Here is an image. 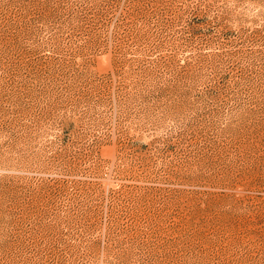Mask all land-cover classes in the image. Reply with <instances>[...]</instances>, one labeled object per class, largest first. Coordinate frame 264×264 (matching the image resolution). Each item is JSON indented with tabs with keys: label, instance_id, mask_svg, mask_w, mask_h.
<instances>
[{
	"label": "rangeland",
	"instance_id": "1",
	"mask_svg": "<svg viewBox=\"0 0 264 264\" xmlns=\"http://www.w3.org/2000/svg\"><path fill=\"white\" fill-rule=\"evenodd\" d=\"M0 264H264V0H0Z\"/></svg>",
	"mask_w": 264,
	"mask_h": 264
}]
</instances>
